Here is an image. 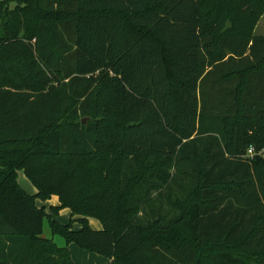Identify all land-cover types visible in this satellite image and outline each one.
Listing matches in <instances>:
<instances>
[{
    "label": "trees",
    "instance_id": "16d2710c",
    "mask_svg": "<svg viewBox=\"0 0 264 264\" xmlns=\"http://www.w3.org/2000/svg\"><path fill=\"white\" fill-rule=\"evenodd\" d=\"M263 17L264 0H0V264H75L71 244L264 264V158H244L264 148ZM53 196L79 218L38 206Z\"/></svg>",
    "mask_w": 264,
    "mask_h": 264
},
{
    "label": "rangeland",
    "instance_id": "374dc122",
    "mask_svg": "<svg viewBox=\"0 0 264 264\" xmlns=\"http://www.w3.org/2000/svg\"><path fill=\"white\" fill-rule=\"evenodd\" d=\"M255 33L256 35H264V17L261 19L260 23L258 24ZM18 183L21 186V188L24 191H26L28 194L36 195L37 193L36 187L29 181V179L26 177L23 170H20L18 172ZM37 204L40 208H44L49 215L53 216L55 220H57L63 225H67L71 221H75L77 218H79L78 216H72L70 209H67V208L60 210L58 215H55L52 209L53 207H59L60 205L59 199L56 196H53L50 200H47L45 202L37 200ZM89 223L94 230L102 229L101 223L96 219H89ZM74 227L76 229H79L80 225L77 222H75ZM43 237L54 240L55 243L60 247H67V243L62 237L52 234L49 228V225H48V221H45L44 223ZM69 248L72 253V257H73L75 264H105L107 263V260L104 257L98 254H95V253L84 251L74 244H71Z\"/></svg>",
    "mask_w": 264,
    "mask_h": 264
},
{
    "label": "built area",
    "instance_id": "2783aa9c",
    "mask_svg": "<svg viewBox=\"0 0 264 264\" xmlns=\"http://www.w3.org/2000/svg\"><path fill=\"white\" fill-rule=\"evenodd\" d=\"M257 157L264 158V148L257 149L254 146H251L244 156V158L249 161L254 160Z\"/></svg>",
    "mask_w": 264,
    "mask_h": 264
},
{
    "label": "crops",
    "instance_id": "0c3cea01",
    "mask_svg": "<svg viewBox=\"0 0 264 264\" xmlns=\"http://www.w3.org/2000/svg\"><path fill=\"white\" fill-rule=\"evenodd\" d=\"M56 199V198H55ZM57 202H58V200H57Z\"/></svg>",
    "mask_w": 264,
    "mask_h": 264
}]
</instances>
